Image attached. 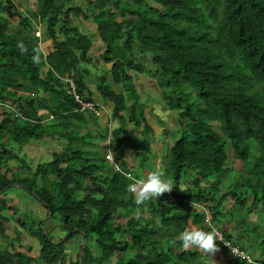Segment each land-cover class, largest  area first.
<instances>
[{
	"label": "trees",
	"instance_id": "obj_1",
	"mask_svg": "<svg viewBox=\"0 0 264 264\" xmlns=\"http://www.w3.org/2000/svg\"><path fill=\"white\" fill-rule=\"evenodd\" d=\"M26 2L28 8L21 10L20 1L0 0V190L18 187L28 192L47 211L49 221L69 235L54 239L44 220L33 217L28 224L29 211L18 212L0 198V237H6L5 225L12 221L40 248L32 256L4 247L0 264H197L198 250L183 249L179 236L189 226L210 230L209 221L225 240L240 246L220 217L227 196L232 215L242 208L250 212L254 205L264 212V0ZM78 16L94 24L102 47L96 55L90 51L92 33L81 31L74 21ZM12 19L17 23L9 31ZM37 23L43 25L42 36ZM43 38L49 39L50 50L37 65L33 50ZM18 41L26 53L17 48ZM141 56L155 71L160 100L175 111L180 125L163 165L175 186L140 205L145 213L139 219L129 215L121 222L115 218L120 209L137 206L127 191L130 181L112 171L102 143L112 141L114 157L137 178L155 157L145 104L132 80L145 67ZM93 57L110 64L111 81L120 87L115 90L105 73L93 77L117 125L81 134L80 125L88 120L98 125L99 116L79 110L64 77L72 78L81 101L96 103L87 66ZM212 121H219V132ZM46 137L60 139L63 148L32 169L22 155L10 152L16 144L21 148ZM249 140L259 150L252 162ZM228 145L236 169L244 173L222 191ZM126 148L132 149L137 165L126 162ZM9 160L18 161V168L28 170L30 177L9 178L1 172ZM198 202L205 211L193 207ZM83 234L81 254L67 262L62 246ZM255 236L253 258L264 264V232L255 231ZM91 245L97 247L96 254ZM227 262L247 264L238 258Z\"/></svg>",
	"mask_w": 264,
	"mask_h": 264
},
{
	"label": "rangeland",
	"instance_id": "obj_2",
	"mask_svg": "<svg viewBox=\"0 0 264 264\" xmlns=\"http://www.w3.org/2000/svg\"><path fill=\"white\" fill-rule=\"evenodd\" d=\"M14 1H16V0H14ZM147 1H148V3H153L152 0H147ZM81 2H82V0H74L75 4H80ZM23 9H25V8L23 7ZM2 15H5V13H3ZM75 18H78V17H75ZM80 18L82 20V17H80ZM74 21H76V19H74ZM9 22L10 23H9V29L8 30L11 31L15 28L17 21H16V19H12ZM87 24H88V22H87ZM39 28H40V26H39ZM42 28H43V25H42ZM40 30H42V29L40 28ZM39 34H40V36H42V33L39 32ZM95 34L96 33H94V31H93V33H92L93 47H92V52H91V54H93V55H96L102 49L100 44H97V42H98L97 37H96L97 34L96 35ZM93 58H94V62H96L97 69L94 70L92 68V71H95V72L92 73V77L90 79L91 80L90 86H92V88L96 89L95 88L96 82L93 79V77H94V74L97 73V75H98L99 71H101V73L104 72L108 76L111 85L114 86L115 90L118 91L120 89V87L116 86L111 81V78L109 75V68L108 67H110V64L103 63L100 59H98L96 57H93ZM146 58H147L146 56H143V57L141 56L139 59L144 60L143 63L145 62L146 64H149V62L147 60L145 61ZM100 67H102V69H98ZM141 74L145 75L148 79L154 78L155 71H154V69L152 70L148 65H145V67H143V69H142ZM142 75L135 73V74H133V79H132L134 84H135V87L137 86V89L139 90L140 93H142L143 89H145L144 87L148 86V83H144L145 79ZM188 91H189V89L186 88L185 92H188ZM158 95H159V93H158ZM141 97L143 98V100H150L151 105L153 106V110H151L152 111L151 115L153 116L154 114H156V116H157V118H155L154 122L156 121L157 124L164 127L161 131V133H162L161 140H159L158 143L154 144V145H152V143H151L152 148L155 151V156L156 155L158 156L156 162L158 160H160V158H161V163L159 165L156 163H155V165H148L149 169L143 168V170L141 171V177H140V178H143L148 171H152L155 168H158L163 163V160H165V161L168 160V158H169L168 148L172 144V140H174L178 137L179 134L176 132L178 131V128L180 127V125H178L177 115H176L175 111H171V110L167 109V106L164 104V102L158 101L157 99H155L153 97H150V99L145 98V94H143ZM194 99H196V98L193 97V95H192V96H190L189 101L192 102V104H193ZM100 100H102V99H100ZM196 101H198V100H196ZM158 102H160V103H158ZM157 106H160V108H158ZM193 106H194V109H196V104ZM200 106L203 107L204 104L201 103ZM108 107H109V110H111V104ZM146 108H147V110L152 109L149 105L146 106ZM107 112H108V114H107ZM110 113L111 112H109L108 110L106 112H104L103 114H105L107 116V121L106 120L103 121L102 119L99 118L98 119V125H96L95 123H93L90 120H88V122L85 124H81L79 127V129H81L79 131V133L83 134L87 130L94 133L95 130H97L98 128L103 129L102 127H107L108 130L112 129V124L117 123V122H116V119H113L111 117L109 118ZM212 122L214 124L212 126V128H214L216 131L219 132L220 131L219 121H212ZM130 125L131 124H128V126H130ZM156 137H157V135H156ZM154 138H155V136H154ZM59 140L60 139H57L56 137H53V138L46 137V138L40 139L38 141L35 140L33 143L24 144V145H22L21 148L19 145L16 144V146H15L16 150L10 151V152H12V153L15 152L17 154L19 153L18 155H22V158H24L26 160V164L28 165V167L30 169H32L37 163L50 160L53 152L60 151L63 148V142H61ZM249 141L246 142V144L249 145L250 152H251L249 157H248V161L252 162L253 158H254L253 155L255 156V155L259 154V150H258L257 144L254 141H251V140H249ZM102 144H103L102 145L103 146L102 151L104 152V147L106 146L107 143H106V141H104ZM226 150H227V154H228V161L226 163L227 172L224 175L223 183L221 185L222 191H226L228 189L227 186L231 182H233L236 178H238V175L240 174L239 172L244 173L243 170H237L236 169V167H235L236 164L232 161L233 151L229 147V145L227 146ZM130 151L132 152V149H130ZM125 155H128V154H125ZM129 156L130 155H128V157ZM128 159L130 161H132V159L130 157ZM150 160H152V158H150ZM9 163H10V167H13L17 164L14 161H11ZM14 170L15 171H13V173H14L15 178L23 177L24 175H26V177H30L28 170H24V169L22 170V169H19L18 167ZM136 171H138V169H136ZM139 173H140V171L138 172V174ZM183 182H184V180H183ZM6 189L7 188L4 187L0 190V198L4 199L6 201V205L13 207L18 212L22 213L26 210L29 211L30 213L26 212V214H25L28 216V220H27L28 224H29V221H31L33 219V217L34 218L36 217L35 219L44 220V222H46L47 229L49 230L48 232L54 237V239H57L59 237L64 238L68 234L65 232H60L56 228V226H54V224L51 221H49V215L48 214L46 215L47 211L44 208H42L39 205V203L37 204L36 202H34L33 201L34 198L31 195H29L28 192H26L23 189L18 188V187H13L12 189L9 188L8 191H6ZM249 198H250V195L246 194L245 206L249 205ZM35 207L41 208L40 209L41 212L38 211L36 214V208ZM193 207L197 208L198 210L205 211L204 205L201 202L194 203ZM136 208L137 207H129L128 209H120L119 215L115 216L116 220L123 222L127 218V216L135 215ZM233 210L234 209H230L229 197L228 196L225 197L223 202H222V210H221L223 215L220 218H221L223 224L225 225V227L227 228V231L230 232L233 242L238 243L242 249H244L246 252H248L249 254H251L254 257V256H256V251H255V253H253V250L256 249V247H254V245H253V242L255 241V237H256L255 231L256 232H264V212L260 211L259 205H254L250 212H248L246 210V208H242V209H239L238 213H236V214L233 213V215H232ZM140 211L142 214L143 209L140 208ZM240 219H243V220L240 221ZM239 222H243L245 224L242 225V224H239ZM5 227H6V237H0V249L7 247L10 250L17 249L19 251H26L32 256L38 255L40 248H39V244H38L37 240L34 237L29 236V234L26 231L19 230L17 228V226L12 221L8 222L5 225ZM247 227H248V229H247ZM253 227H254V230H252ZM257 237L259 238V236H257ZM82 239L83 238H81L80 235H76V236L72 237L70 240H68L67 242H65L64 245L62 246L64 253L67 254V257H68L67 262H73L76 259V255L79 252V247L82 244ZM10 242H12L13 245L12 244L10 245ZM91 246H92L91 247L92 252L96 254L97 247L95 245H91ZM173 247H175V246H173ZM235 247H236V245H235ZM175 248H177V247H175ZM219 248L222 249V251H223V247L219 246ZM194 249H196V248H193V250ZM129 250L130 251H128V253H130L132 251L131 249H129ZM197 250L199 251L198 258H202V257L205 258V260L203 262H201V264H210L211 263V257H213V259H215L214 264H228L227 260L230 257H229V254L227 252H225L219 259H216L217 256L220 253H222L221 250L219 252L215 253V255H212L210 257L203 254L199 249H197ZM114 257H116V254H114L112 256V260L115 259ZM31 264H37V263L33 262ZM169 264H172V262H170ZM179 264H181V263H179Z\"/></svg>",
	"mask_w": 264,
	"mask_h": 264
},
{
	"label": "clouds",
	"instance_id": "obj_3",
	"mask_svg": "<svg viewBox=\"0 0 264 264\" xmlns=\"http://www.w3.org/2000/svg\"><path fill=\"white\" fill-rule=\"evenodd\" d=\"M17 48L20 50L21 53L27 52V47L24 45L22 41L17 42ZM33 52H34V55L32 56V61L34 64L38 65L41 62L42 55H44L43 49L42 47L38 46L33 50ZM96 104L100 106L102 109H104L100 104L98 103ZM102 109L100 112H98V114L103 113L104 110ZM105 141L107 144L104 147V152L102 151V153L104 154V158H105V152L107 151L108 158L111 161V163L116 165V163L114 162V160H116L118 164L121 166V168L123 169V170L120 169L119 166L117 165L115 168V171L117 172H114L113 169L112 171L114 173H120L121 175L125 176V178L128 181H130V183L127 185V191L134 196V202L137 206L135 210V218L139 219L141 216V211L139 207L140 205L150 200L157 199L164 193L171 192L175 185L172 179L167 176L163 167H158L152 171H148L143 178H140V177L137 178L131 171L124 168L120 164V162L114 157V153L112 152L109 146V144L112 143V141H108V139L107 140L105 139ZM106 147L108 149H106ZM125 159H126V162L130 164L126 156H125ZM105 160L107 161L106 158ZM108 163L112 166L110 162ZM124 170L129 171V172H125ZM209 228L210 230H207V231L202 228H198V227L186 228L179 236V240L181 241L183 249L191 250L193 248H196V249H199L203 254L210 257L220 251L219 246L221 247V245L219 244L217 245L216 243V241L218 240L222 243L224 247L227 248V250H229L230 248L231 253L234 256H236L238 259L242 261H247V264H256V260L253 258V256L249 254L248 252H246L244 249H242L240 246H236L237 248L232 247L231 245L233 244L230 241L225 240L221 232L215 226H213L210 223V221H209ZM225 241L228 242L229 244H227ZM224 250L225 249L223 248V251ZM225 252H227L230 257L229 251L225 250ZM253 253H255L254 250H253ZM229 259L232 260L235 258L230 257Z\"/></svg>",
	"mask_w": 264,
	"mask_h": 264
},
{
	"label": "crops",
	"instance_id": "obj_4",
	"mask_svg": "<svg viewBox=\"0 0 264 264\" xmlns=\"http://www.w3.org/2000/svg\"><path fill=\"white\" fill-rule=\"evenodd\" d=\"M14 1V0H13ZM17 1H20V2H22L21 3V10H23V7L26 9V8H28L27 7V2H26V0H17ZM23 6V7H22ZM3 14V13H2ZM80 17H82V16H80ZM79 16H78V18H75L76 19V23L80 26V29H81V31H83V32H86V33H88V34H91V33H93V31H94V33H95V28H94V24L91 22V21H89V20H85V19H82L81 20V18H80ZM74 19V18H73ZM86 22V23H85ZM87 22H88V24H87ZM37 28H38V31L40 32V33H42V31H43V29H42V25H38V24H36L35 25ZM38 26H40V28L42 29V30H40V28L38 27ZM37 31V30H36ZM96 35V34H95ZM96 37H97V35H96ZM98 40V39H97ZM97 44H99V42H97ZM40 47H42V49H43V52H44V54H46V53H48V51L50 50V42H49V39H42V41H41V43H40ZM90 51L92 52V48L90 49ZM140 61H144V60H140ZM145 65H148L149 67H150V65L149 64H146L145 63ZM88 66V68L90 69V75H89V79H91V77H92V73L93 72H95V71H92V68L95 70V69H97V66H96V62H94V60L92 61V63H90V64H88L87 65ZM109 68V67H108ZM98 69H102V67H100V68H98ZM153 70V69H152ZM101 73V71H99V74ZM104 73V72H103ZM98 74V75H99ZM97 75V73L96 74H94V77ZM139 75H142V74H139ZM143 77H144V79H145V81H144V83H148V86H146V87H144L145 89H143V91H142V93H140L139 92V90L137 89V86L135 87L136 88V90H137V92H138V94H140V99L144 102V104H145V115H146V117H147V120H148V123H149V125L151 126V133H152V138H151V140H150V142L152 143V145H154V144H157L158 143V141L159 140H161V136H162V133H161V131H162V129L164 128L163 126H160L159 124H157L156 123V121L154 122V120H155V118H157V116H156V114H154L153 116L151 115L152 114V111L151 110H153V106L151 105V102H150V100H143V98L141 97L143 94H145V98H149L150 99V97H153V98H155V99H157L158 101H161L160 100V89H159V87L157 86V83H156V80H155V76H154V78H147L145 75H142ZM108 77V76H107ZM108 80H109V78H108ZM110 82V81H109ZM90 83H91V80H90ZM89 83V88H90V90H91V94H92V98L94 99V101L96 102V103H98V104H100V105H102L104 108H105V110L107 111H109V112H111V110H109V105H110V102L108 101V100H106V99H103L101 96H100V94L97 92V90L96 89H94V88H92V86H90L91 84ZM135 85V84H134ZM114 87V86H113ZM96 88V87H95ZM157 92V93H156ZM158 93H159V95H158ZM100 99H102V100H100ZM158 103H160V102H158ZM105 105V106H104ZM150 106L152 109H149V110H147V108H146V106ZM158 108H160V106H157ZM107 108V109H106ZM103 111V113L104 112H106V111ZM165 110V109H164ZM166 111V110H165ZM103 113H99L98 114V116H99V118L100 119H102L103 121H107V116L105 115V114H103ZM107 114H108V112H107ZM110 117V116H109ZM98 118V119H99ZM116 125H117V123H113L112 124V129L113 128H115L116 127ZM156 135H157V137H156ZM154 136H155V138H154ZM7 148L8 147H11L10 145H8L7 144V146H6ZM10 149V148H9ZM106 149H108L107 147H106ZM125 154H128V155H130L129 157L132 159V161H130L128 158V155H125L126 156V158L128 159V161L130 162V164H133V165H137V163H138V161H136V158H135V156H134V154L128 149V148H126V152H125ZM157 155L154 157V158H152V160H149V165H155V163L156 164H160L161 163V158H160V160H158L157 162H156V160H157ZM135 160V161H134ZM11 161H14V162H16L17 164L15 165V166H13V167H10V163L9 162H11ZM164 162H165V160H163V163L159 166V167H163V165H164ZM9 163V164H8ZM19 166V162L18 161H16V160H9L8 162H6V163H3L2 164V167H1V172H4V173H6L7 174V176H9V178H12V177H14V173H13V171H15L14 169H16L17 167ZM156 169V168H155ZM36 208V207H35ZM38 209V210H37ZM41 208H36V214H37V212L38 211H40L41 212V210H40ZM143 212V211H142ZM143 213H145V212H143ZM142 213V214H143ZM190 227V226H189ZM188 227V228H189ZM193 250V249H192ZM195 250H197V249H195ZM221 250V252L222 253H220L218 256H217V258L216 259H219L224 253H225V251L223 252L222 251V249H220ZM198 254H199V251H198ZM205 260V258L204 257H202V258H198V263L197 264H201V262H203ZM214 261H215V259H213V257H211V263L210 264H214Z\"/></svg>",
	"mask_w": 264,
	"mask_h": 264
},
{
	"label": "built area",
	"instance_id": "obj_5",
	"mask_svg": "<svg viewBox=\"0 0 264 264\" xmlns=\"http://www.w3.org/2000/svg\"><path fill=\"white\" fill-rule=\"evenodd\" d=\"M64 80L67 82V88H68V92H71L73 95H74V98L76 99V101L79 103V110L80 111H83V110H88V111H90V112H93V113H98V112H100L101 111V107L100 106H98L96 103H93V102H90V101H81L78 97H77V95H76V92H75V85H74V82H73V80H72V78H70L69 76H66V77H64ZM105 158L107 159V161L108 162H110L111 163V161L109 160V158H108V153H107V151L105 152ZM114 162L116 163V165H114L113 163H111L112 164V169H113V171L114 172H117V171H115V168H116V166L118 165L119 166V168L120 169H122L121 168V166L118 164V162L116 161V160H114ZM123 170V169H122ZM125 171V170H124ZM125 172H129V171H125ZM131 173V172H130ZM226 242V241H225ZM227 244H229L228 242H226ZM224 244V243H223ZM225 245V244H224ZM231 245V244H230ZM226 246V245H225ZM232 247H234V248H237V247H235V246H233V245H231ZM228 247V246H227ZM229 248V247H228ZM239 249V248H238ZM242 251V250H241ZM244 252V251H243ZM229 253H230V257L231 258H237L236 256H234L232 253H231V251H230V248H229Z\"/></svg>",
	"mask_w": 264,
	"mask_h": 264
},
{
	"label": "water",
	"instance_id": "obj_6",
	"mask_svg": "<svg viewBox=\"0 0 264 264\" xmlns=\"http://www.w3.org/2000/svg\"><path fill=\"white\" fill-rule=\"evenodd\" d=\"M49 214H50V212H49ZM67 235H69V233H68ZM67 235H66V236H67ZM66 236H65V237H66ZM65 237H64V238H65ZM64 238H63V239H64ZM82 238H83V239H82V244H81V248H80V251H79V255L81 254V252H82V250H83V248H84V246H85V236H84V234H83V237H82Z\"/></svg>",
	"mask_w": 264,
	"mask_h": 264
}]
</instances>
